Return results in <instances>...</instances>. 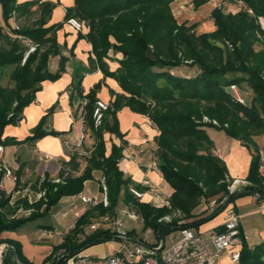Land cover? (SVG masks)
<instances>
[{
	"label": "trees",
	"instance_id": "16d2710c",
	"mask_svg": "<svg viewBox=\"0 0 264 264\" xmlns=\"http://www.w3.org/2000/svg\"><path fill=\"white\" fill-rule=\"evenodd\" d=\"M173 1L75 0V5L67 8L66 19L76 17L85 23L88 31L79 37L92 44L105 76L115 78L129 95L116 94L96 126L93 114L100 83L90 91L85 123L96 136L97 145L89 163L91 169H101L105 175L109 206L99 204L83 214L72 233L54 248L44 264L68 263L87 246L116 239L109 229H100L82 241L77 235L93 216L116 214L120 200L142 216L145 229H151L163 240L182 228L199 227L219 212L225 198L232 202L247 194L264 196L260 153L252 160L248 177L251 185L230 192L232 180L227 179V165L214 153V142L206 130L207 127L224 130L244 145L258 148L254 137L264 134V27L260 22V17L264 19V0H240L244 6L236 12L215 7L211 12L215 29L199 34L195 24L178 22L172 11ZM0 2L5 21V26L0 25V143L7 145L6 127L22 121L23 111L35 101L41 83L60 77L64 64L56 73L48 66L50 57L58 53L57 30L62 26L47 25L56 6L54 2ZM11 19L18 22L17 28L10 23ZM31 46L35 47L33 51ZM111 51L121 58H114ZM106 58L116 61L118 66L111 70ZM4 77L8 78L6 85L1 83ZM232 85L237 86L244 103L237 100ZM124 105L149 116L160 130L156 138L158 165L174 188L168 204L145 203L131 192L132 182L124 178L118 165L122 146L113 143L110 154H106L104 135L119 133L116 113ZM204 116L217 120L219 125L204 122ZM43 123L44 118L27 140L47 134L42 129ZM2 177L0 171V180ZM85 179L45 181L40 200L33 204L23 201L25 209L33 210L27 217L10 218L5 211L10 196L0 190V244L9 243L17 257L23 259L20 245L2 238V233L46 214L63 196L79 193ZM18 180L17 175V184ZM203 200H215L218 205L211 214L186 221L195 217L193 211ZM178 211L181 216L163 220ZM148 245L154 247L157 243ZM61 250L63 253L57 256ZM233 264H264V240L254 246L244 241L239 261Z\"/></svg>",
	"mask_w": 264,
	"mask_h": 264
},
{
	"label": "crops",
	"instance_id": "0c3cea01",
	"mask_svg": "<svg viewBox=\"0 0 264 264\" xmlns=\"http://www.w3.org/2000/svg\"><path fill=\"white\" fill-rule=\"evenodd\" d=\"M47 1L56 4L47 25L62 24L61 28L57 30L58 53L50 57L48 66L52 73L58 72L61 64H64V69L57 79H48L41 83V89L37 91L35 101L25 107L22 121L18 125H8L5 129L4 137L8 138V144L5 145V160L18 175L19 180L17 184L16 181L5 179L3 191L10 196V204L21 205L15 216L27 217L33 210L25 209L22 203L24 200L38 201L39 195L44 192L43 183L45 181L62 183L71 178L86 177V179L83 181V188L79 193L63 196L46 213L53 217V221L49 223V226L43 227L39 238L19 233L18 228L2 233V238L11 239L20 245L23 257V259H19L14 248L4 242L1 244L8 246L3 258L6 262L44 264L45 260L54 252V248L60 245L69 233H72L81 216L89 209L103 204L102 180L105 175L101 169L90 168L89 159L96 148L97 138L85 123V109L90 101L89 93L98 83H100V88L97 90L96 99L109 105L115 100L116 94L129 95L124 92L115 78L105 76L93 53L92 44L86 38L79 37L80 33H87V28L77 31L68 24L67 8L73 7L75 0ZM177 6L178 4H175L174 7ZM14 22V19L10 20L12 25ZM0 25L5 26L1 2ZM105 60L111 70L118 66L117 62L108 58ZM116 117L119 133H105L106 154H110L113 143L122 146L123 155L118 165L123 171L124 178L132 182L131 189L136 185L143 187L140 189L143 196L139 198L142 202L156 206L168 204V199L173 194L174 188L165 179L158 165L156 138L160 134L159 128L149 116L132 110L128 105L119 109ZM43 118L42 129L47 134L36 140H27L34 135L35 129ZM206 130L214 142V153L221 157L227 165L228 177L232 181H241L237 185L238 189L251 185L248 177L252 160L255 154L260 153L259 173L264 189V134L254 137L258 147L255 149L230 137L224 130L214 127H207ZM57 178L60 179V182L55 181ZM82 196H87L97 201L98 204L84 202ZM212 201L203 200L193 211L195 217L186 221L211 214L216 208V204H212ZM233 205L241 215V229L247 236L248 245L254 246L264 240V196L261 197L258 193L247 194L237 198ZM115 210L116 214L111 216L116 218H119L118 211L126 212L127 215L129 211L136 212L138 216L136 220L128 216L133 222L142 217L135 209L125 205L121 200ZM11 215L9 217L13 216ZM224 215L223 211L218 212L193 229L202 233L221 231ZM104 216H93L92 221L84 225L83 231L77 235V239L82 241L89 234L100 229H109L115 234L112 230V223L110 221L103 222ZM96 222L102 223L95 229L91 228V225ZM88 225L92 232L86 231ZM127 231L133 238L145 240L147 245L161 241L154 231L156 239L153 242L150 241L149 231L142 235L133 226ZM112 241H117L118 246L107 257L122 255L121 240L116 236V239L106 242ZM162 241L166 247V238ZM222 263L233 264L228 253L223 256Z\"/></svg>",
	"mask_w": 264,
	"mask_h": 264
},
{
	"label": "built area",
	"instance_id": "2783aa9c",
	"mask_svg": "<svg viewBox=\"0 0 264 264\" xmlns=\"http://www.w3.org/2000/svg\"><path fill=\"white\" fill-rule=\"evenodd\" d=\"M260 21L264 27V19L260 17ZM75 30L83 31L85 23L76 17L67 19ZM35 49L32 46L31 51ZM232 90L236 98L241 103L244 100L238 91L236 85H232ZM110 108V105L102 100H97L96 109L94 111V123L96 126L100 125L103 114ZM206 120L215 125L219 122L215 119L211 120L204 116ZM157 164L156 162L154 163ZM0 171L3 177L0 180V190L5 188V179L17 181L15 171L6 163L5 160V145L0 143ZM227 179L230 181L229 177ZM60 182V179H55ZM244 182V181H243ZM241 183L240 180L230 181L228 186L230 192L238 190L237 185ZM103 198L102 203L105 207L109 205L108 187L105 183V178L102 180ZM131 192L137 197L141 198L143 193L137 189L132 188ZM44 194V192H43ZM42 195V194H41ZM84 202L97 205L98 202L87 197L82 196ZM228 198H225L224 203ZM212 204H216L213 200ZM224 212L223 229L221 231H211L209 233L198 232L193 228H182L180 237L168 248L164 246L163 241L157 243L156 246L150 247L143 239L133 238L127 230L123 228L121 219L111 215L104 216L103 222L110 221L112 223V230L115 235L121 240V254L105 258L89 259L82 254H78L69 260V264H223L222 258L228 253L232 263L239 261L241 248L244 241H247L246 234L241 229V215L236 210L235 206L229 202ZM128 216L136 220L138 218L136 212L129 211ZM173 216H181V213L175 212L173 215H166L163 217L164 221H171ZM102 222H96L91 225L95 229L101 225ZM8 246L0 244V264H27L18 261L6 262L4 252Z\"/></svg>",
	"mask_w": 264,
	"mask_h": 264
},
{
	"label": "rangeland",
	"instance_id": "374dc122",
	"mask_svg": "<svg viewBox=\"0 0 264 264\" xmlns=\"http://www.w3.org/2000/svg\"><path fill=\"white\" fill-rule=\"evenodd\" d=\"M19 1L23 2V0H19ZM197 2H198V0H174L171 4L172 11H173L175 17L177 18L178 22L183 23L186 21L187 25H194L195 24L197 34L202 33V32L212 31L215 29L214 20L211 17V12L215 7L223 6V7H225L224 9H227V10L230 9L232 12H236L241 8V6H244L242 1H240V0H233V2H229L228 0H199V2H200L199 5ZM175 4H178V6L174 7ZM252 12H253L252 10H249L250 14H252ZM22 22H24V20H22ZM13 26L17 28L18 22H14ZM260 47L261 46H258L257 48H260ZM31 48H32V46H31ZM31 48H30V51H31ZM111 54L113 55L114 58H121L120 54H115L113 51H111ZM24 61H25V59H24ZM114 62H116V61H114ZM1 83L3 85L8 84L9 83L8 78L4 77L1 80ZM246 99L249 100V93H246ZM203 121L209 122L204 117H203ZM212 132H214V131H212ZM43 196H44V194L39 195L38 200H40ZM234 201L235 200H233L231 203L233 204ZM28 202L30 204L35 203V201L31 202L30 200H28ZM217 205H218V202H216V207H217ZM20 207H21V205H17V203L9 204V206L5 209V211L8 213L9 216L11 214L13 215V216L11 215L12 217H10V218H13V217L17 218V216H15V215H17ZM21 213H22V211H21ZM30 213H31V211H30ZM117 214H118L119 219L122 220L123 228L125 230H127L128 228L133 226L142 235H144L147 231H149L150 241H152V242L155 241L156 236L154 235L153 231L151 229H145L144 228V221H143L142 217H140L138 219V221L133 222L129 219L126 212L124 213L122 211H118ZM52 218L53 217L50 214H45L42 216L35 217L31 220L26 221L22 225H20L18 227V229H19L18 232L30 235L33 238H39V236L42 234L43 227L49 226L50 225L49 223H51L53 221ZM86 231L88 233L92 232L89 225L86 227ZM97 231L98 230H96V232ZM172 235H168L166 237V248L170 247L180 237L181 230L175 231ZM117 246H118L117 241L101 242V243H97V244H92L90 246H87L82 251V254L87 256L88 258H93V259L105 258V257L111 255L112 250L115 249ZM62 253H63V251H60L57 254V256L61 255ZM65 264H69V262L65 263Z\"/></svg>",
	"mask_w": 264,
	"mask_h": 264
},
{
	"label": "water",
	"instance_id": "95a60500",
	"mask_svg": "<svg viewBox=\"0 0 264 264\" xmlns=\"http://www.w3.org/2000/svg\"><path fill=\"white\" fill-rule=\"evenodd\" d=\"M228 204H229V201L226 200V201L223 203V206H222V208L219 210V212L223 211L224 208H226Z\"/></svg>",
	"mask_w": 264,
	"mask_h": 264
}]
</instances>
